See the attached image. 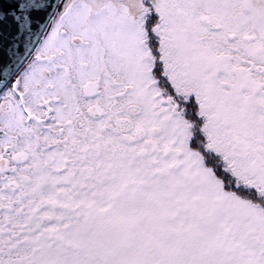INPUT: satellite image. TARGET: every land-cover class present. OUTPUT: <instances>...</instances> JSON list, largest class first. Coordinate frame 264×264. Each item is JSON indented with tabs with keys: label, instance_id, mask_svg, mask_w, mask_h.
<instances>
[{
	"label": "snow or ice",
	"instance_id": "snow-or-ice-1",
	"mask_svg": "<svg viewBox=\"0 0 264 264\" xmlns=\"http://www.w3.org/2000/svg\"><path fill=\"white\" fill-rule=\"evenodd\" d=\"M0 264H264V0H0Z\"/></svg>",
	"mask_w": 264,
	"mask_h": 264
}]
</instances>
